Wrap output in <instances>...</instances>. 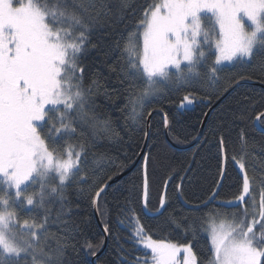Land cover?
<instances>
[{"label": "trees", "instance_id": "16d2710c", "mask_svg": "<svg viewBox=\"0 0 264 264\" xmlns=\"http://www.w3.org/2000/svg\"><path fill=\"white\" fill-rule=\"evenodd\" d=\"M13 1L31 9L28 0ZM163 2L35 0L33 8L47 17L46 38L64 54L51 63L60 79L45 82L44 92L71 101L47 109L36 128L39 146L62 159L78 158L80 166L68 183L48 173L20 194L0 183L3 230L28 253L0 251V264H93L105 242L94 215L96 196L142 153L150 114L162 111L171 140L190 145L210 108L242 80L256 85L234 90L190 150L169 145L164 120L152 118L144 160L99 202L109 243L97 264H151L152 254L139 244L141 231L156 243L191 246L198 264H209L210 218L237 214L248 224L249 212L227 203L243 193L238 160L245 163L253 193L264 195V133L255 123L264 114V39L251 61L217 68L215 31L205 60L199 51L194 66L170 72L153 88L142 67L143 23ZM260 124L264 129V118Z\"/></svg>", "mask_w": 264, "mask_h": 264}, {"label": "rangeland", "instance_id": "374dc122", "mask_svg": "<svg viewBox=\"0 0 264 264\" xmlns=\"http://www.w3.org/2000/svg\"><path fill=\"white\" fill-rule=\"evenodd\" d=\"M34 3L28 0L31 9H26L13 0H0V183L17 194L48 173L68 183L80 166L78 158L62 159L39 146L36 128L45 122L47 109L66 107L71 101L44 92L45 82H58L60 73L51 63L64 54L46 38L47 17L33 8ZM215 31L217 68L251 61L264 39V0H164L161 8L151 10L143 23L142 67L152 87L170 72L179 74L194 66L199 51L205 60L204 49ZM236 166L244 189L227 205H242L251 219L244 225L237 214L210 218L209 264H261L264 257V195L253 193L245 163L238 160ZM166 204L164 197L162 208ZM3 228L0 222V251L26 256ZM140 234L139 244L152 254L151 264H198L191 246L156 243L143 231Z\"/></svg>", "mask_w": 264, "mask_h": 264}, {"label": "water", "instance_id": "95a60500", "mask_svg": "<svg viewBox=\"0 0 264 264\" xmlns=\"http://www.w3.org/2000/svg\"><path fill=\"white\" fill-rule=\"evenodd\" d=\"M246 84H252V85H256V83L254 82H251V81H248V80H242L240 81L239 83H237L235 86H233L226 94H224L211 108L210 110L208 111L205 119H204V122H203V126L201 128V131L197 137V139L191 143L190 145H187V146H179L177 144H175L171 138H170V135H169V120L167 118V116L162 112V111H159V110H156L154 112H152L150 114V117H149V120H148V129H147V137H146V142H145V145H144V148L142 150V153L140 154V156L138 157V159L135 161V163L129 168L127 169L125 172H123L122 174L118 175L116 178H114L113 180H111L110 182H108L98 193V195L96 196V199H95V202H94V215H95V218L98 222V225L100 227V229L102 230V232L104 233L105 235V242H104V245L101 249V251L93 258L92 262L93 264H97V259L99 257H101L107 247H108V243H109V235H108V232L106 230V228L104 227L103 223H102V220H101V217H100V214H99V202L101 200V198L103 197V195L105 194V192H107L109 189L113 188L116 184H118L119 182H121L125 177H127L129 174H131L134 170H136V168L141 164V162L144 160L145 158V155H146V150H147V146H148V142H149V139H150V132H151V121H152V118L154 116H160L164 122H165V127H166V140L168 142L169 145H171L175 150L177 151H187V150H190L192 149L193 147H195L199 141L202 139V136H203V129H204V126L206 124V122L208 121L210 115L212 114V112L214 110H216L219 105L234 91L236 90L238 87L242 86V85H246ZM264 118V114L262 116H260L257 120H256V127L258 128V130L262 133H264V129L261 127V121L262 119Z\"/></svg>", "mask_w": 264, "mask_h": 264}]
</instances>
